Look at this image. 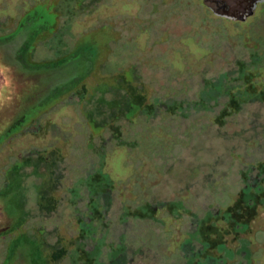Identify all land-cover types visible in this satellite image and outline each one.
<instances>
[{"label":"rangeland","instance_id":"374dc122","mask_svg":"<svg viewBox=\"0 0 264 264\" xmlns=\"http://www.w3.org/2000/svg\"><path fill=\"white\" fill-rule=\"evenodd\" d=\"M201 1L0 0V264H264V3Z\"/></svg>","mask_w":264,"mask_h":264},{"label":"water","instance_id":"95a60500","mask_svg":"<svg viewBox=\"0 0 264 264\" xmlns=\"http://www.w3.org/2000/svg\"><path fill=\"white\" fill-rule=\"evenodd\" d=\"M264 0H202L203 5L215 16L235 22H245L252 17Z\"/></svg>","mask_w":264,"mask_h":264},{"label":"flooded vegetation","instance_id":"af4514ba","mask_svg":"<svg viewBox=\"0 0 264 264\" xmlns=\"http://www.w3.org/2000/svg\"><path fill=\"white\" fill-rule=\"evenodd\" d=\"M263 3H264V1H263ZM263 3H260L259 5H261V4H263ZM258 5V6H259ZM3 237H0V239H2ZM208 252H209V250H208ZM208 252H207V255L206 256H210L209 254H208ZM211 257V256H210Z\"/></svg>","mask_w":264,"mask_h":264},{"label":"trees","instance_id":"16d2710c","mask_svg":"<svg viewBox=\"0 0 264 264\" xmlns=\"http://www.w3.org/2000/svg\"><path fill=\"white\" fill-rule=\"evenodd\" d=\"M200 4L202 3V1L201 2H199ZM203 7H205L204 5H203V3L201 4ZM200 5L198 4V9H200ZM206 8V7H205ZM207 9V8H206Z\"/></svg>","mask_w":264,"mask_h":264}]
</instances>
